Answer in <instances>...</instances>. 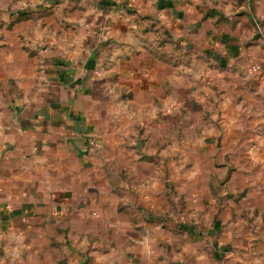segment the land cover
<instances>
[{
  "label": "crops",
  "instance_id": "crops-1",
  "mask_svg": "<svg viewBox=\"0 0 264 264\" xmlns=\"http://www.w3.org/2000/svg\"><path fill=\"white\" fill-rule=\"evenodd\" d=\"M23 5L29 16L7 27L11 8ZM239 7L238 0H0V264L153 260L131 240L156 225L144 217L167 189L155 156L135 150L145 152L163 131L174 145L180 127H264V63L256 56L263 42ZM254 64L262 70L252 73ZM231 142L220 162L234 152ZM261 148L264 140L248 155L264 163ZM113 164L127 181L122 195L113 192Z\"/></svg>",
  "mask_w": 264,
  "mask_h": 264
},
{
  "label": "rangeland",
  "instance_id": "rangeland-1",
  "mask_svg": "<svg viewBox=\"0 0 264 264\" xmlns=\"http://www.w3.org/2000/svg\"><path fill=\"white\" fill-rule=\"evenodd\" d=\"M238 3L237 14L249 11L252 16L253 39L263 42L256 56L264 63V0ZM27 8L30 5L11 8L14 19L7 27L27 18ZM21 12L28 16L19 18ZM245 45L249 46L246 42ZM135 132L129 133L133 139ZM166 136V131L160 132L157 142H149L145 152L135 150L138 155L155 156L157 170L164 174L159 183L167 190L154 200L156 210L148 214L150 219L144 217L156 225L144 228L142 234L137 231L139 238L131 240L132 245L151 250L153 260L149 264H264V163L248 155L254 145L264 140V127H199L196 132L180 127L175 133V144L170 146L166 145ZM207 141L215 143L212 163L205 159ZM230 141L236 148L226 152L220 162V149ZM171 146L174 148H168ZM261 149L258 156H264V148ZM232 156L236 164L231 163ZM168 159L173 162L167 164ZM110 169L116 175L112 179L113 192L122 195V182L127 181L118 177V164ZM114 204H118L116 198ZM150 236L154 240L148 241Z\"/></svg>",
  "mask_w": 264,
  "mask_h": 264
},
{
  "label": "built area",
  "instance_id": "built-area-1",
  "mask_svg": "<svg viewBox=\"0 0 264 264\" xmlns=\"http://www.w3.org/2000/svg\"><path fill=\"white\" fill-rule=\"evenodd\" d=\"M262 70V65L261 64H254V65H252L251 67H250V71L252 72V73H258L259 71H261ZM1 126H2V123H1V120H0V128H1ZM94 141H96V140H93L91 143L92 144H94L95 142ZM25 220V219H24Z\"/></svg>",
  "mask_w": 264,
  "mask_h": 264
},
{
  "label": "trees",
  "instance_id": "trees-1",
  "mask_svg": "<svg viewBox=\"0 0 264 264\" xmlns=\"http://www.w3.org/2000/svg\"><path fill=\"white\" fill-rule=\"evenodd\" d=\"M26 12H21L20 14H19V18H24V17H26ZM28 16V15H27Z\"/></svg>",
  "mask_w": 264,
  "mask_h": 264
}]
</instances>
